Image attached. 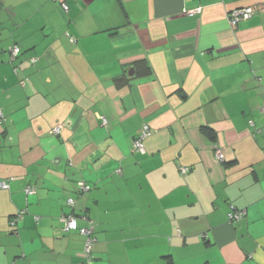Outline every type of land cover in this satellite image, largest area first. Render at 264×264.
<instances>
[{
    "label": "crops",
    "instance_id": "crops-1",
    "mask_svg": "<svg viewBox=\"0 0 264 264\" xmlns=\"http://www.w3.org/2000/svg\"><path fill=\"white\" fill-rule=\"evenodd\" d=\"M0 6V264L83 262L66 215L94 222L92 264H264V134L249 125H264V0ZM232 206L245 217L229 222Z\"/></svg>",
    "mask_w": 264,
    "mask_h": 264
},
{
    "label": "built area",
    "instance_id": "built-area-1",
    "mask_svg": "<svg viewBox=\"0 0 264 264\" xmlns=\"http://www.w3.org/2000/svg\"><path fill=\"white\" fill-rule=\"evenodd\" d=\"M63 8L65 11L69 9L68 5L66 3H63ZM1 9V6H0ZM190 13H193L194 11H189ZM256 9L254 6H246V7H238L234 8L230 11L228 14V19L229 22L231 23L232 26H236L241 20H245L250 18L253 14H255ZM71 40H73L71 38ZM21 53V48L19 45L15 44L10 48V56H11V61H14L15 59L18 58V56ZM17 70V69H16ZM261 112L264 114V104L261 107ZM5 120V115L2 109H0V123ZM107 119L103 118V124H107ZM249 125L251 127V130L253 134L257 133H263L264 134V125L258 126L256 125V122L251 119L249 120ZM62 125H57L53 129V133L58 134L61 132ZM153 134V129L148 123H144L140 133L133 139V149L134 151L138 153H145L146 152V146H145V141L147 138H149ZM215 153L217 159L220 161L225 160L224 153L221 149L220 146L216 145L215 146ZM190 171L189 167H183L181 169L182 174L186 175ZM10 181L11 179H1L0 178V189H10ZM79 190L80 192L88 191L91 189L90 185H87L83 182L79 183ZM27 194H31L34 192V189L32 187H27L25 189ZM68 205L73 207L75 204V199L70 197L67 201ZM24 214V211H19L18 214L10 221V225L12 228L15 229L17 228V223H18V218L21 217ZM246 215V210L245 209H238L235 208L234 206L231 207L230 212L228 213V220L229 222H235ZM84 219L89 220L88 226L80 227L78 225L77 218H75L72 215H66L63 217V221L65 223L64 230L66 232L70 231H78L81 235L85 236V247H84V258L85 260L81 263L78 264H92L93 260V251L96 243L98 242V237L96 236L95 233V225L92 220L87 218L86 216Z\"/></svg>",
    "mask_w": 264,
    "mask_h": 264
},
{
    "label": "trees",
    "instance_id": "trees-1",
    "mask_svg": "<svg viewBox=\"0 0 264 264\" xmlns=\"http://www.w3.org/2000/svg\"><path fill=\"white\" fill-rule=\"evenodd\" d=\"M135 64L136 65L134 66L133 71L136 74H149L151 72L150 66L148 65V63L146 61L139 60ZM12 229H13V231H15L14 228H12ZM16 230H17V228H16Z\"/></svg>",
    "mask_w": 264,
    "mask_h": 264
}]
</instances>
